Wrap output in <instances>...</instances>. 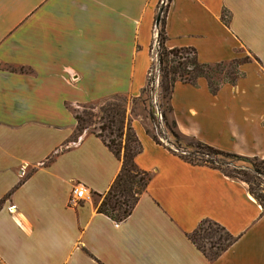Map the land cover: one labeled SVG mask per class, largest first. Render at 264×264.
Wrapping results in <instances>:
<instances>
[{
  "label": "crops",
  "instance_id": "1",
  "mask_svg": "<svg viewBox=\"0 0 264 264\" xmlns=\"http://www.w3.org/2000/svg\"><path fill=\"white\" fill-rule=\"evenodd\" d=\"M159 1L0 0V264H264V212L245 183L172 154L138 115L134 162L150 180L124 220L96 211L121 161L75 134L71 108L141 94ZM164 31L201 63L250 57L214 94L202 77L176 81L169 116L184 136L264 158V0H170ZM202 219L236 236L213 260L186 237Z\"/></svg>",
  "mask_w": 264,
  "mask_h": 264
},
{
  "label": "trees",
  "instance_id": "2",
  "mask_svg": "<svg viewBox=\"0 0 264 264\" xmlns=\"http://www.w3.org/2000/svg\"><path fill=\"white\" fill-rule=\"evenodd\" d=\"M169 1L170 0H167L166 5L162 8V15L157 16L159 20L158 69L160 75L158 87L161 86L165 94L168 95L169 102L173 86L176 81L195 86L197 79L202 77L206 80L209 91L214 94L219 89L221 84H212L209 79L210 74L214 67L219 66L221 63H224V61L214 64L201 63L198 61L196 50L193 47L167 48L164 45L166 39L164 31V15ZM221 19L224 23L228 22L229 16L225 10H223L221 13ZM168 55H170V58ZM232 61L239 62L237 64H240L246 60L242 61L232 59ZM11 70H13V68H11ZM19 70L22 71L23 69L19 68ZM241 75L242 73L239 71L237 76L227 83H234ZM149 82V79H147L146 85L142 89L141 94L145 93L146 91V94L148 95L146 99L148 101V110H150L149 117L151 119L153 105L150 96ZM139 96L134 98H140ZM124 101L125 100H123V103ZM121 106L122 105L119 103L112 102L106 103L105 106L100 107V118L103 119V122L98 127V132H91L100 138L103 144H105V146L113 153V155L121 161L119 173L111 183L109 189L104 194L99 195L100 199L96 203V211L98 213H102L116 222H120L128 217L139 196L145 190L151 177L150 172L138 168L134 162V157L136 154L141 152L142 146L135 135L131 124L126 126V130L127 134L132 137V142L134 143L133 145H129L126 141L124 143L123 141L117 142L112 137H109L107 140L103 138L102 132L104 131H107L110 136L114 133L115 137L121 138L123 134V120L125 112V109L121 108ZM159 107L161 109V111H159L161 112V119L166 133L170 134V136L175 140L185 137L177 130L176 124L172 119L170 123H168L165 114H162V108L160 105ZM170 109L171 108L169 106V111ZM74 118L77 122L76 130H78L82 127L81 123L83 118L76 113H74ZM130 131L131 134L129 133ZM151 137L156 143L164 145L172 154L192 165H206L219 170L228 177L246 182L249 187V193L256 199L264 211V191H262L260 194H255L253 191L256 186L255 176L242 169L227 171L221 168V164L225 163L222 160L223 158L236 160H249L252 158L254 160V162L251 164L253 167V172H256L258 175H264V158L247 157L228 151H223L201 142L194 137L186 136L193 140L192 146L197 149V155L207 156L206 159L201 160L202 162H198L197 160H192L187 156L177 154L175 150L170 147V144L166 146L157 140L155 136L151 135ZM121 142L123 143L122 146H120ZM119 147L123 149L122 155L119 152ZM186 237L209 260L217 258L236 240V236L229 233L222 225L211 219H202L193 231L186 234Z\"/></svg>",
  "mask_w": 264,
  "mask_h": 264
},
{
  "label": "rangeland",
  "instance_id": "3",
  "mask_svg": "<svg viewBox=\"0 0 264 264\" xmlns=\"http://www.w3.org/2000/svg\"><path fill=\"white\" fill-rule=\"evenodd\" d=\"M164 1L166 2L167 0H164ZM166 3L164 5L159 4L160 7H159L158 16L162 15V8L166 5ZM152 38H153V30H152ZM152 46L153 45H152V40H151V45H150L151 56H152V49H153ZM156 49L158 50L157 46H156ZM168 57L170 58V55H168ZM236 60H242V61L250 60V57L244 56L243 58H239ZM237 63L239 62L228 60V61H224V63H221L219 66L214 67L211 71L210 78H209L212 84L214 85L219 84V83L223 84V83L230 82L232 79H234L237 76V73L240 71L238 68L239 64ZM19 68H22V67H19ZM155 92H156V100L158 102L157 107L161 111L159 105L161 106L162 114L163 113L165 114L166 120L168 121V123H170L171 118L169 116L168 95L165 94L161 86L157 87ZM147 96L148 95L146 94V91L145 93L139 96L140 98H134V97H129L126 95L118 94V95L111 96L109 98L92 101V102L80 105L79 107H72L71 109L73 110V113H76L83 118V121L81 123L82 127L76 130L75 134L81 133L84 130H88L90 132H98L99 131L98 127L103 122V119L100 118V115H101L100 107L105 106L106 103L116 102L122 105L121 108L125 109L124 120H123L124 121L123 122V134L121 138H118V137H115L114 133L111 134L110 136L107 131H104L102 132L104 139L107 140L109 137H112L117 142L123 141L124 143L126 141L129 145H133L134 143L132 142V137L127 134L126 126L130 124L129 120H131L132 117L138 115L142 117L141 121L146 123V128L148 132L151 135L155 136L157 140H159L161 143L165 144L166 146L170 144V147L174 149L177 154L182 155V156H187L188 158L192 160H197L198 162H202L201 161L202 159H206L207 156L197 155L196 153L197 149L192 146L193 140H191L189 137L185 136L183 138H180L179 140H175L173 137L170 136V134L166 133V130L162 123V119L160 117L161 115H158V111L156 110V105H154L153 103H152L153 109H152V114H151V119H150L149 117L150 110H148L149 105L146 99ZM123 100H125L124 103H123ZM129 133L131 134V131ZM123 143L121 142L120 146H122ZM119 152L121 155L123 154V149L121 147H119ZM222 160L225 162L221 164V168L224 170L233 171V170L242 169V170L247 171L249 174H252L253 176H255L256 186L253 189L255 194H260L262 191H264V175L263 174L258 175L256 174V172H253V167L251 164L254 162V160L252 158L249 160H236V159L223 158ZM244 183L249 193V187L246 182Z\"/></svg>",
  "mask_w": 264,
  "mask_h": 264
},
{
  "label": "built area",
  "instance_id": "4",
  "mask_svg": "<svg viewBox=\"0 0 264 264\" xmlns=\"http://www.w3.org/2000/svg\"><path fill=\"white\" fill-rule=\"evenodd\" d=\"M167 2V1H166ZM164 0H160L159 4L164 5L166 3ZM152 56H151V65L148 69L147 73V79H149V88H150V96H151V101L154 105H156V110L158 111V115L160 114V111L157 107V100H156V89L159 85V69H158V56L159 53L156 49V46L158 48V23H155V26L153 28V38H152ZM161 117V116H160ZM85 198V189L84 187L81 186H75L71 190V196L69 201L71 203H77L78 200L84 199Z\"/></svg>",
  "mask_w": 264,
  "mask_h": 264
},
{
  "label": "water",
  "instance_id": "5",
  "mask_svg": "<svg viewBox=\"0 0 264 264\" xmlns=\"http://www.w3.org/2000/svg\"><path fill=\"white\" fill-rule=\"evenodd\" d=\"M158 21H159V20H158V18H156V20H155V23L157 24V23H158Z\"/></svg>",
  "mask_w": 264,
  "mask_h": 264
}]
</instances>
